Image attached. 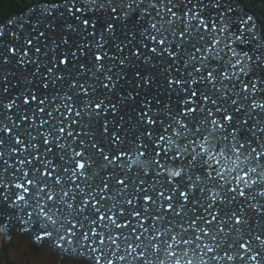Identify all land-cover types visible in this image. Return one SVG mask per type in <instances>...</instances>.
I'll return each mask as SVG.
<instances>
[{
  "label": "snow or ice",
  "instance_id": "snow-or-ice-1",
  "mask_svg": "<svg viewBox=\"0 0 264 264\" xmlns=\"http://www.w3.org/2000/svg\"><path fill=\"white\" fill-rule=\"evenodd\" d=\"M237 3L0 24V231L91 264H264V26Z\"/></svg>",
  "mask_w": 264,
  "mask_h": 264
},
{
  "label": "rangeland",
  "instance_id": "rangeland-1",
  "mask_svg": "<svg viewBox=\"0 0 264 264\" xmlns=\"http://www.w3.org/2000/svg\"><path fill=\"white\" fill-rule=\"evenodd\" d=\"M242 4L245 6L244 3ZM253 16L256 18L255 15ZM256 20L259 23V26H261V22L257 18ZM9 242H11V246L8 248L7 255L11 260H15L19 264H91V261L86 257H75L69 255H65L59 261V253L52 250L46 243H40L37 245L39 247V252L36 254L33 245L34 242L28 233L14 230ZM3 243L4 233H0V248ZM2 263L3 262L1 261V264ZM4 264L6 263L4 262Z\"/></svg>",
  "mask_w": 264,
  "mask_h": 264
},
{
  "label": "trees",
  "instance_id": "trees-1",
  "mask_svg": "<svg viewBox=\"0 0 264 264\" xmlns=\"http://www.w3.org/2000/svg\"><path fill=\"white\" fill-rule=\"evenodd\" d=\"M245 6L255 14L256 18L261 22V26H264V0H241ZM33 4V0H0V22L15 12H20L25 8L30 7ZM23 5V6H22ZM35 248V253L39 252V247L37 244L33 243ZM11 242L4 237V243L0 248V259L6 264H19L15 260H11L7 251L10 248ZM9 258V259H8ZM0 261V264H1ZM28 264V263H25Z\"/></svg>",
  "mask_w": 264,
  "mask_h": 264
},
{
  "label": "water",
  "instance_id": "water-1",
  "mask_svg": "<svg viewBox=\"0 0 264 264\" xmlns=\"http://www.w3.org/2000/svg\"><path fill=\"white\" fill-rule=\"evenodd\" d=\"M236 7H237V9L241 12V13H246L247 15H250V16H252L253 17V21L257 24V25H259V23L257 22V20H256V18L250 13V11L238 0V3H237V5H236ZM30 8V7H29ZM28 8V9H29ZM18 17H22V16H20V15H16V17H15V19L16 18H18ZM3 23H5V22H3ZM2 24V23H1ZM19 231V232H24V233H27V232H25V231H23V230H21L19 227H11V231H10V233H9V231H8V229H4V230H2V231H0V233H4V235H5V237L8 239V238H10V235H11V233L13 232V231ZM30 237H31V239H32V241L34 242V243H36L37 245H39L40 243L39 242H36L33 238H32V236L30 235ZM54 250V249H53ZM55 251V250H54ZM65 255H73V256H76V257H86L87 259H89L90 261H91V258L88 256V255H83V256H81V255H79V254H68V253H66V254H60L59 253V261H60V258H62L63 256H65ZM0 261H1V259H0Z\"/></svg>",
  "mask_w": 264,
  "mask_h": 264
},
{
  "label": "clouds",
  "instance_id": "clouds-1",
  "mask_svg": "<svg viewBox=\"0 0 264 264\" xmlns=\"http://www.w3.org/2000/svg\"><path fill=\"white\" fill-rule=\"evenodd\" d=\"M29 235V234H28ZM12 236V233H11V235H10V237ZM30 236V235H29ZM4 237H5V235H4ZM6 238V237H5ZM7 239V238H6ZM10 238H8L7 240H9ZM48 245V244H47ZM49 246V245H48ZM50 247V246H49ZM51 248V247H50ZM52 249V248H51ZM53 250V249H52ZM69 256H73V255H69ZM64 257V256H63ZM76 257V256H75ZM61 259V258H60Z\"/></svg>",
  "mask_w": 264,
  "mask_h": 264
},
{
  "label": "bare ground",
  "instance_id": "bare-ground-1",
  "mask_svg": "<svg viewBox=\"0 0 264 264\" xmlns=\"http://www.w3.org/2000/svg\"><path fill=\"white\" fill-rule=\"evenodd\" d=\"M23 6V5H22ZM252 12V11H251ZM252 15H255L254 13ZM13 233V232H12Z\"/></svg>",
  "mask_w": 264,
  "mask_h": 264
}]
</instances>
